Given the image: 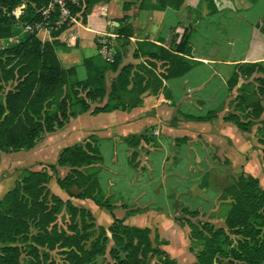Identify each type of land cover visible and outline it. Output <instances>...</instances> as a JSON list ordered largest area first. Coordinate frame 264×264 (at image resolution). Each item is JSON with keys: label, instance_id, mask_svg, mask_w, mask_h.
Here are the masks:
<instances>
[{"label": "crops", "instance_id": "1", "mask_svg": "<svg viewBox=\"0 0 264 264\" xmlns=\"http://www.w3.org/2000/svg\"><path fill=\"white\" fill-rule=\"evenodd\" d=\"M134 1L127 11L124 0L101 2L86 22L80 19L62 32V48L57 51L62 64L76 67L77 77L85 79L88 72L84 60L101 54L102 39L112 43L115 53L119 49L122 67L147 63L146 57H134L138 41L169 47L188 33L192 52L187 58L194 63L192 68L183 76L164 80L157 93L150 87L136 106L94 112L96 106L104 104L94 102L89 111L72 116L62 128L46 133V138L32 149L0 151V199L15 187L24 169L47 170L52 176L49 187L53 193L89 209L98 223L97 213L102 209L110 212L106 223L100 225L108 227L116 217L130 226L159 227L162 236L169 239L163 228L166 222L172 223L170 229L175 232L183 229L187 237L185 208L210 214L219 206L226 186L219 188L215 174L233 180L240 174L256 177L254 167L264 170L260 137L225 118L234 111L243 84L264 77V72L241 74L235 86L229 84L239 65L264 64V0H214L212 7L207 0H184L179 9H144L140 0ZM125 15L131 18L133 35L123 47L122 36L115 29ZM38 36L52 39L49 31ZM86 49L90 50L88 56L83 54ZM156 63V71H163V62ZM116 75L111 72L108 77L113 80ZM146 132L139 144L129 143L131 137ZM88 140H93L102 155V161L94 166L112 211L91 198L70 196L57 182L69 167H50L57 164L64 148ZM28 163L31 165L26 167ZM71 190L79 192L76 187ZM161 194L165 203L157 208L156 198ZM160 216L165 221L162 225Z\"/></svg>", "mask_w": 264, "mask_h": 264}, {"label": "trees", "instance_id": "2", "mask_svg": "<svg viewBox=\"0 0 264 264\" xmlns=\"http://www.w3.org/2000/svg\"><path fill=\"white\" fill-rule=\"evenodd\" d=\"M23 1L26 8L17 19L12 10ZM108 1L83 0L80 19L86 22L97 4ZM207 2L214 6V0ZM183 3L184 0H140L139 5L144 9H179ZM45 4L46 0H0V39L19 37L18 43L0 48V151L32 149L43 133L62 128L72 116L89 111L94 102L104 103L96 106L94 112L136 106L150 87L157 93L164 80L183 76L194 64L187 58L192 47L186 33L179 43L169 47L149 40L138 41L134 57H146L147 63L121 67L119 49L113 61L101 54L87 57L84 65L88 75L79 79L76 67H65L57 53L62 45L60 35L67 25L52 30L51 40H42L37 31H24L26 24L42 19L39 8ZM133 4L134 0H124V10ZM130 19L125 15L115 29L122 36L123 47L133 35ZM261 27L264 30V23ZM156 62H163V71H156ZM111 72L117 75L109 81ZM255 72H264V64H241L229 84L235 86L241 74L252 76ZM257 81L262 83L258 92L263 94L264 77H258ZM263 113L262 102L251 99L249 90L243 86L235 99L234 111L225 118L248 131ZM260 122L259 141L264 144V119ZM146 136L147 132L128 141L137 145ZM101 161L99 148L88 140L64 148L57 164L50 167L53 170L57 166L69 167L68 173L58 177L57 182L70 196L91 198L112 211L113 205L101 191L94 166ZM51 178L47 170L24 169L15 187L0 199V264H20L23 254L30 257L29 264H58L50 254L56 248L61 249L65 264H98V258L107 255L114 264H151L152 257L157 259L156 264H179L153 244L148 227L130 226L116 217L108 227L97 226L89 209L51 191ZM73 187L79 192H72ZM222 198L230 199L225 226L194 221L192 218L199 216V211L183 210L195 264H264V188L259 179L240 174L224 189ZM63 212L67 216L66 225L58 222ZM96 228L98 235L93 239ZM110 242L113 244L109 249ZM199 245L201 249L196 251Z\"/></svg>", "mask_w": 264, "mask_h": 264}, {"label": "rangeland", "instance_id": "3", "mask_svg": "<svg viewBox=\"0 0 264 264\" xmlns=\"http://www.w3.org/2000/svg\"><path fill=\"white\" fill-rule=\"evenodd\" d=\"M3 39H0V48H1V43H2ZM62 48V45H59L57 48V51H60V49ZM84 56H88L90 55V50L86 49L84 51ZM109 81H111V78L109 77ZM260 85H262V83L260 81H257V77H254L253 79H251L250 82L248 83H244L243 86L246 87L249 90V94L251 96V99H258L261 102L264 101V93L263 94H259L258 92V88L260 87ZM264 106V104H263ZM264 119V113L262 114L260 120H255L254 125L251 127V131L255 134L256 137H261V131L259 130V128L262 127L261 124V120ZM47 134L44 133L43 136L38 140V141H43L44 138H46ZM261 149H262V155H264V144H261ZM104 149V148H103ZM105 153V149L103 150ZM106 154V153H105ZM262 155L260 157H262ZM57 160V158L55 159V161ZM27 161V160H25ZM29 165H31L30 163L26 164V167H29ZM263 165H264V161H263ZM35 165L31 166L34 167ZM39 166L36 165L34 168H38ZM260 167H254V170H257L255 175L256 177L260 178V182H261V186L264 188V170H260ZM261 174V175H260ZM216 175V183L219 186V188H221V190H223V187H227L228 185H230L231 183L234 182L235 179H230V178H224V176H220V174H215ZM249 175V174H246ZM222 177V179H221ZM53 183V182H52ZM217 186V187H218ZM59 187V186H58ZM52 189V188H51ZM151 193V192H150ZM223 193L221 194V198H220V203L218 208L216 209V211L207 214V213H203V214H199V216L197 217H193L192 219L194 221H210L212 224H214L216 227L219 226H225V222H224V218L225 215L227 213L228 210V203L230 201V199L224 200L222 198ZM165 203V197L164 194H161L159 197L156 198V202H155V207L160 208L161 206H163V204ZM198 204H194V206H197ZM102 212L97 213V217H98V221L96 219V224L97 226H99L100 224H105L106 220L109 219V215L110 212L106 209H102ZM201 213V212H199ZM161 220V225L165 222L164 219H162V216L159 217ZM66 220H67V216L65 214V212H63L58 219V222L60 224L66 225ZM172 223H164V229H166L165 231V235L171 240L167 239L166 237L162 236V233L159 231V227H154L151 228V238L153 241V244L155 246H160L165 252L168 253V255L173 258V259H177L178 261L180 260L182 262V264H194L195 262V252H192L190 249V244H191V240L189 238V236L186 237V234L183 235V229L182 231L179 232H175L173 231L171 228ZM177 225V224H176ZM168 229V230H167ZM183 232V233H182ZM98 235V228L93 230V239L96 238V236ZM109 235H111L109 233ZM159 235V238H156ZM162 241H166V243H162ZM20 244L22 243L21 241L19 242ZM170 243V244H169ZM112 242H110L109 244V249L112 246ZM169 244V245H168ZM198 249H201V245H199L198 247L195 248V250L197 251ZM51 257L53 259L56 260V262L58 264H65V261L63 259V254L61 252V249L56 248L54 250L50 251ZM30 259L29 256H27L26 254H23L21 257V263L20 264H29L28 260ZM176 260V261H177ZM184 261V262H183ZM107 263V264H114V260L107 255L106 257H99L97 260V263ZM157 259L152 257L150 259V263L151 264H156Z\"/></svg>", "mask_w": 264, "mask_h": 264}, {"label": "built area", "instance_id": "4", "mask_svg": "<svg viewBox=\"0 0 264 264\" xmlns=\"http://www.w3.org/2000/svg\"><path fill=\"white\" fill-rule=\"evenodd\" d=\"M83 6V0H46V4L39 8L42 19L35 23L26 24L24 31L51 32L52 30L61 28L64 24L67 25L65 30L70 29L74 23L80 20ZM25 8L26 2L23 1L12 10V14L15 18L19 19L24 13ZM18 42V36H11L2 41L1 48ZM100 42L102 44L100 49L102 57L108 61H113L115 49L112 43L105 39H102Z\"/></svg>", "mask_w": 264, "mask_h": 264}]
</instances>
